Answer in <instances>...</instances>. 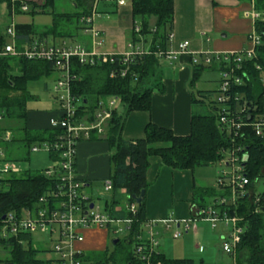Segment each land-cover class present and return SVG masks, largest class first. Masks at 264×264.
Returning <instances> with one entry per match:
<instances>
[{"label": "trees", "instance_id": "1", "mask_svg": "<svg viewBox=\"0 0 264 264\" xmlns=\"http://www.w3.org/2000/svg\"><path fill=\"white\" fill-rule=\"evenodd\" d=\"M63 0H42L39 5L33 1H26L30 13L39 7L52 16L50 27L39 29L31 23H15L11 25L14 30V42L18 50L24 43L34 38L45 41L49 35L53 36L65 23L74 24L76 29H83L79 19L91 14L85 5L92 0H70L77 9L74 12H56L54 5ZM252 1L255 11L264 12V0ZM22 0H0L8 14L26 12L21 9ZM131 12L134 19L132 27L127 34V42L141 43L147 48V53L134 56L128 63L125 75L116 74L111 77L112 71L124 68L119 55H114L113 61L98 62L94 65L80 64L76 58L70 61V73L74 79L70 84L71 94L80 99L78 114L93 115L98 101L115 96L123 107L120 111L116 106L111 110L104 133L99 138L108 143L110 149L109 164L111 193L109 201H105L104 211L112 217L131 218L130 228L124 237L127 244L133 236L140 233V226L147 221L145 215V191L148 187L146 170L150 156H159L163 165L173 169H194L218 163L225 149L239 146L244 154L240 160L242 174L246 177L250 194H245L236 201L235 206H228V216L241 217L244 231L236 246L237 264H264V193L256 194L258 182L264 181V131L256 135L249 126H242L239 134L234 138L221 130L218 125L217 104L212 105V112L203 114L194 109L195 104L203 103L204 91H196L191 96L193 110L190 116L189 133L177 136L171 130L148 122L144 127V136L136 140H125L121 131L125 118L132 111H149L151 107V93L158 85L159 58L155 53L166 52L172 21L173 0H130ZM214 4V3H213ZM153 19L151 23L150 20ZM138 26V30L134 29ZM9 27V26H8ZM253 31L260 36V43L255 47V56L241 62V68L247 74L240 85L232 87L238 101H232V106H247L251 109L249 115L264 114L263 96L264 85L261 81V71L264 72V19L254 22ZM6 34V33H5ZM7 35V34H6ZM8 36V35H7ZM67 37H72L68 34ZM6 42L0 37V50ZM223 62L214 59L209 64H203L202 57L192 66L190 85L198 81L202 71L212 68L220 71ZM259 66V69L256 68ZM57 73L50 61L28 59L24 56L0 55V118L13 121L16 127L8 126L0 129V147L5 149L6 144L14 143L26 147L27 153L33 145L42 142H53L61 131L48 126L44 129L29 130L25 126L28 108L26 103L32 95L26 88L27 81L49 78ZM219 83V81H218ZM197 95V96H196ZM217 103V102H216ZM247 119V118H246ZM242 117V120H246ZM11 130L8 143L2 140L1 134ZM96 137V135H92ZM233 141V142H232ZM163 144V146H157ZM238 154H241L240 152ZM50 161L54 155L47 152ZM26 157V156H25ZM24 159V158H23ZM3 161H12L4 156ZM53 178L44 176L40 171H20L0 178V220L3 215L14 212L19 214L23 208L35 206L37 198L52 188ZM144 191L137 203L138 197ZM122 192V195L119 193ZM227 187L217 185V188L193 186L192 200L197 209H204L219 197L229 195ZM258 201L254 202V195ZM253 195V196H252ZM120 196L125 203H136V213L131 215L123 209H118ZM210 196V199L209 198ZM91 197V196H90ZM92 199V198H91ZM93 200V199H92ZM213 200V201H212ZM223 209V208H222ZM224 210V209H223ZM23 239L0 240V250L5 253V259L0 258L3 264H53L54 259L38 257V249L32 245V238L25 235ZM117 239L115 245L119 243ZM117 249L107 253H88L85 255L94 264H128L134 261L133 250L122 255ZM149 264H194L189 258H167L162 252H153ZM138 262V261H137Z\"/></svg>", "mask_w": 264, "mask_h": 264}, {"label": "built area", "instance_id": "2", "mask_svg": "<svg viewBox=\"0 0 264 264\" xmlns=\"http://www.w3.org/2000/svg\"><path fill=\"white\" fill-rule=\"evenodd\" d=\"M98 1V0H96ZM109 1V0H105ZM123 3V1H119ZM21 9L26 11L28 7L22 5ZM246 18L253 21L263 20L254 9L244 13ZM93 15L83 16L79 23L83 30L91 32L93 37L99 35L98 31L90 28ZM134 29L137 31L138 26ZM5 33L11 38L10 42L5 43L0 50V55L24 56L28 59H39L53 63L57 71L52 91L54 100L58 103L57 115L49 118V126L61 131V134L53 142H42L31 147L35 152L44 149L54 155L51 165L40 172L49 178H53V187L37 198L36 204L32 208H23L19 214L9 212L0 220V240L23 239L20 236L33 237L34 234H40L47 238L50 244V251L56 255L53 264H94L86 258L85 250L77 247L83 241V230L91 226L103 227L113 235L126 236L131 218H118L110 216L106 211L99 212L94 201L85 194L84 181L78 176L76 170V147L80 140L88 139L91 133L102 135L110 118L111 110L115 107L117 98L108 97L105 100L100 99L93 115L78 114V104L80 99L71 94L70 84L74 75L70 73V60L76 58L80 64L94 65L98 62L113 61L114 55L106 56L86 50L79 43L71 44H47L45 41L34 38L29 43H24L18 50L14 42V30L12 26L6 28ZM171 36V35H170ZM169 36V37H170ZM248 43L245 49L228 53H204L202 54L203 64H209L211 60L223 62L220 72L218 85L217 113L219 128L231 135L232 140L238 136L239 129L242 126H249L256 135H261L264 131V114L258 116L249 115L251 109L247 106H232L230 102L238 101L240 97L235 96L232 87L240 85L247 74L241 68V62L252 59L255 56V47L260 43V36L254 31L247 35ZM128 50L119 56L121 65L117 71H112L110 76L116 74L125 75L128 69V63L134 56L147 53V49L128 42ZM188 47V42L183 41L177 45L178 51H184ZM157 57L174 59V52L155 53ZM197 63L196 59H193ZM259 69V66H256ZM261 81L264 85V72L261 71ZM245 117V121L242 117ZM9 133L5 134V140ZM232 141V142H233ZM241 154H238V153ZM243 153L239 146H232L222 152L221 164L228 166L226 172H223L217 178V185L229 188L228 196L219 197L204 209H197L196 216L193 219H183L179 222L183 224V230H195L196 220H205L214 226L221 222L230 225V231L221 238V250L225 254L234 255L236 246L240 241L244 226L241 225V217L228 216V206H235L236 201L250 194V189H246L248 181L241 173L242 166L240 160ZM0 158L3 159V152L0 151ZM21 171L20 167L12 161H3L0 167V178L9 174H16ZM258 185V184H257ZM103 188L105 191L111 190V181L104 180ZM257 188V187H256ZM252 194V193H251ZM256 194L257 189H256ZM252 195L254 202L258 201L257 195ZM92 204V207H90ZM225 206V208H224ZM124 210L131 215L136 213V203H125ZM224 210H223V209ZM176 222L175 220H173ZM171 220H163L165 228H169ZM177 223V222H176ZM154 221H145L140 226V233L133 236L132 250L134 261L128 264H149L150 255L157 251L158 241L153 227ZM145 231L143 236L142 231ZM180 231L172 233L173 238H177ZM138 261V262H137ZM233 264H237L234 262Z\"/></svg>", "mask_w": 264, "mask_h": 264}, {"label": "crops", "instance_id": "3", "mask_svg": "<svg viewBox=\"0 0 264 264\" xmlns=\"http://www.w3.org/2000/svg\"><path fill=\"white\" fill-rule=\"evenodd\" d=\"M68 1L73 8V11L70 12L84 8L82 6L77 9L74 2ZM119 1L92 0L85 5L87 9H90V15H93L90 28L98 31L97 37H93L90 31H84L82 28H80L81 34H78V29L74 24L65 23L60 26L55 35L46 37L45 42L47 44L79 43L91 52L106 56L120 55L128 50L127 34L134 19L130 0H121L123 1L121 4ZM41 3L42 0H39L37 4L40 5ZM251 9H254L252 1L173 0V21L167 51L174 52L175 58L170 60L159 59V81L151 93L150 110L132 111L127 115L121 131L123 139L136 140L142 138L144 127L148 122L167 128L177 136H184L189 133L190 116L193 110L191 96L198 88V81L190 85L193 59L199 61L204 53L239 51L248 45L246 38L248 34L253 32L255 21L246 18L244 13ZM14 14L15 12L9 15L13 16ZM50 18V24L37 27L39 29L50 27L52 24L51 15ZM150 22L152 23L153 19ZM14 24L12 23V25ZM68 34L72 37H67ZM183 41L188 42V47L184 51H178L177 45ZM137 45L147 48L141 43ZM206 70L216 69L208 68ZM53 74L51 77H56L57 73ZM198 91L203 92L204 90ZM56 115L57 111L33 112L28 110L25 126L29 130L47 128L49 118ZM3 120L0 118V123ZM7 127L4 124L0 125V129ZM6 133H9L7 140H5ZM93 134L96 135L91 133L88 139L80 140L76 147V170L78 176L84 181V191L86 189L91 190L95 184L101 182L103 184L110 174L109 156L111 151L108 143L99 138L100 135L92 137ZM10 136L11 130H6L1 134L4 141H9ZM157 146H163V144H157ZM1 149H3L2 147H0V151L3 152ZM217 164L228 169V166L221 164L220 161ZM193 173L194 169L179 170L165 166L159 156L149 157L146 170L148 187L145 191V215L148 221L156 222L153 230L156 232L157 241L158 236L162 237V233H169L170 229L180 231L177 238H173L172 233H170L174 240H180L179 238L188 232H191L193 237L204 238L202 232L198 230V219L195 230L184 231L183 224L179 222L183 219H193L196 216L197 205L192 200V195L193 186L197 185ZM199 187L208 186L200 185ZM119 194L122 195V192ZM120 197L121 200L117 208L121 210L125 202L122 196ZM208 199L211 200L210 196ZM166 219L172 221L169 223L168 229L162 223ZM198 221L205 222V220ZM223 226L228 227L230 231V225L221 223V227ZM101 228L96 226V228L89 227L83 230V241L77 247L85 250L86 255L90 252H103L108 232ZM161 231L163 232L161 233ZM228 232L225 233L223 230L218 232L220 241ZM96 245L100 247L97 248ZM157 251L162 252L170 259L189 258L186 256H168L160 248L159 241ZM229 256H231L232 263L236 262V252L233 256ZM192 261L194 262L193 259ZM91 262L93 263V261ZM201 262L202 260H200Z\"/></svg>", "mask_w": 264, "mask_h": 264}, {"label": "rangeland", "instance_id": "4", "mask_svg": "<svg viewBox=\"0 0 264 264\" xmlns=\"http://www.w3.org/2000/svg\"><path fill=\"white\" fill-rule=\"evenodd\" d=\"M27 0H22V5H25ZM37 2L39 0H28ZM21 5V6H22ZM100 7V5H99ZM30 7L28 11L15 13L10 16L4 5L0 6V37L8 43L10 42V37L5 34L6 28L12 23H31L35 26H42L50 24V15L44 11H41L39 7L34 9V13H30ZM54 10L56 12H70L73 8L70 6L68 0L57 1L54 5ZM259 13L260 17H264V12L256 11ZM78 34H81L80 29L77 30ZM75 39V36H74ZM247 45L243 48L245 49ZM55 78V77H54ZM54 78H43L33 81H27L26 88L28 92L32 95V99L28 100L26 103L29 111L37 112H49L57 111L58 103L54 100V93L52 91V86L54 83ZM220 80V72L217 70H204L198 79V90H204L205 97L203 98V103L195 104L194 109L200 113L208 114L211 113L212 105H216L217 91H218V81ZM46 86V88H45ZM195 91V92H196ZM197 96V95H196ZM264 105V104H263ZM115 106L122 111L123 107L118 101L115 102ZM1 124L16 127V123L13 121H8L4 119ZM7 141L6 143H8ZM3 151V155L11 158L13 162L20 167L22 171L28 170L31 172L41 171L51 165V161L48 158L47 152L44 149H39L38 151L32 152L28 151L26 147H18L14 143L6 144ZM26 156V157H25ZM24 158V159H23ZM3 160L0 158V167L2 166ZM227 168L220 164H211L208 166L196 167L194 168V177L196 179L197 186H208L212 188H217V178L222 175ZM85 194L91 196L94 201L95 206H97L98 211L102 212L104 210L105 201H109L111 193L107 192L103 188V184H95L91 190L86 189ZM160 226V225H159ZM158 226V227H159ZM198 230L202 232L203 237L196 238L193 237L191 232L184 234L180 240H174L171 238L170 233H173L175 229H170L169 233H162V237L158 236V241L160 248L168 256L182 257L186 256L194 260L195 264H233L231 256L225 254L221 250V241L218 237V232L223 230L225 233L229 231L228 227H221V223L217 222L214 226L208 221L201 222L197 220ZM90 228H96V226H91ZM100 228V227H99ZM228 228V229H227ZM105 231V228H101ZM103 231V233H104ZM108 232V231H107ZM143 236H145V231H142ZM112 239H119L117 246L112 243ZM183 243V244H181ZM32 245L38 249V257L42 259L55 258L56 255L50 251L51 247L46 237L40 234H34L32 237ZM99 248L100 246H95ZM117 249V253L122 255L126 252H130L132 249L131 244H127L124 241V237L121 235H113L108 232V237L105 240L104 250L107 253L112 252L113 249ZM181 248V252H180ZM91 253V252H90ZM93 253V252H92ZM95 253V252H94ZM89 255V254H88ZM0 258L5 259V253L0 250ZM87 258V257H86ZM88 259V258H87ZM89 260V259H88ZM200 260L202 262L200 263ZM0 264H3L0 263Z\"/></svg>", "mask_w": 264, "mask_h": 264}, {"label": "water", "instance_id": "5", "mask_svg": "<svg viewBox=\"0 0 264 264\" xmlns=\"http://www.w3.org/2000/svg\"><path fill=\"white\" fill-rule=\"evenodd\" d=\"M257 193L258 194H260V195H262L263 193H264V181H259L258 182V185H257ZM144 194V191H141V194H140V196H138V197H134V200H135V202H139L140 201V199H141V196ZM90 207H92V204H90ZM116 241H117V239H114L113 240V244H115L116 243Z\"/></svg>", "mask_w": 264, "mask_h": 264}]
</instances>
